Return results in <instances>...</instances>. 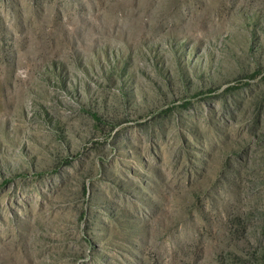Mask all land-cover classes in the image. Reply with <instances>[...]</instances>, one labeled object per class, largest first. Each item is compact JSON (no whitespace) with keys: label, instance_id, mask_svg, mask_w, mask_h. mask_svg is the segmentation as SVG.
Returning a JSON list of instances; mask_svg holds the SVG:
<instances>
[{"label":"rangeland","instance_id":"1","mask_svg":"<svg viewBox=\"0 0 264 264\" xmlns=\"http://www.w3.org/2000/svg\"><path fill=\"white\" fill-rule=\"evenodd\" d=\"M0 264H264V0H0Z\"/></svg>","mask_w":264,"mask_h":264}]
</instances>
